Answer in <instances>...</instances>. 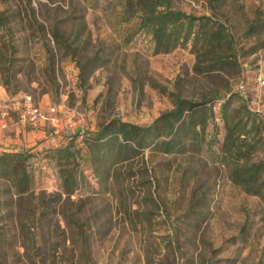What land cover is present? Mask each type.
Returning <instances> with one entry per match:
<instances>
[{
    "label": "rangeland",
    "instance_id": "374dc122",
    "mask_svg": "<svg viewBox=\"0 0 264 264\" xmlns=\"http://www.w3.org/2000/svg\"><path fill=\"white\" fill-rule=\"evenodd\" d=\"M171 3L222 17L240 66L198 73L191 43L156 54L152 36L125 16L124 0H0L11 25L0 30V93L31 95L43 110L62 104L75 111L71 126L42 122L49 137L33 151L31 195L20 200L1 182L0 264H264V201L235 185L218 156L225 135L220 100L216 127L208 128L215 140L200 155L147 150L117 166L121 175L106 185L87 159L83 185L71 197L62 194L51 148L113 116L145 125L178 97L234 91L264 114V33L246 34L255 18L264 19V0ZM16 108L8 109L7 126L18 121ZM254 159H264V151Z\"/></svg>",
    "mask_w": 264,
    "mask_h": 264
},
{
    "label": "trees",
    "instance_id": "16d2710c",
    "mask_svg": "<svg viewBox=\"0 0 264 264\" xmlns=\"http://www.w3.org/2000/svg\"><path fill=\"white\" fill-rule=\"evenodd\" d=\"M213 2L221 5L224 0ZM124 11L128 20L136 19L138 28L152 36L156 54H167L179 45L191 43L198 73L228 72L240 66L237 41L227 22L214 11L190 14L174 8L171 0H124ZM1 29L11 31L2 12ZM263 33L262 17L255 18L246 29V34L251 36L259 37ZM53 35L60 44L61 32L55 29ZM95 60L90 58L89 62ZM217 100L221 101L220 115L225 128L218 156L235 185L264 201V159H254L256 153L264 151V114L253 111L238 91L204 100L178 97L172 109L162 112L149 124H135L113 116L94 131L66 137V143L50 150V157L58 167L62 194L71 197L83 185L82 164L87 159L98 182L106 185L121 175L117 166L143 156L147 150L165 155H200L216 137L212 133L208 139L209 126L216 127L214 102ZM34 150L0 151V187L3 182L7 191L20 200L34 191L31 170Z\"/></svg>",
    "mask_w": 264,
    "mask_h": 264
},
{
    "label": "built area",
    "instance_id": "2783aa9c",
    "mask_svg": "<svg viewBox=\"0 0 264 264\" xmlns=\"http://www.w3.org/2000/svg\"><path fill=\"white\" fill-rule=\"evenodd\" d=\"M16 106L19 111L18 123L23 126L29 124L37 125L45 121L52 122L56 126L61 122H68L71 126V117L75 115V111L68 109L65 105L54 104L48 109L43 110L35 105L33 97L31 95H24L21 99H14L5 102L3 110L0 111V128H5L7 125V117L9 114L8 109H12V106Z\"/></svg>",
    "mask_w": 264,
    "mask_h": 264
},
{
    "label": "crops",
    "instance_id": "0c3cea01",
    "mask_svg": "<svg viewBox=\"0 0 264 264\" xmlns=\"http://www.w3.org/2000/svg\"><path fill=\"white\" fill-rule=\"evenodd\" d=\"M17 99L16 96H10L6 93H0V105L7 101ZM14 106V105H13ZM3 107V106H2ZM16 107V106H15ZM17 109V108H16ZM36 125L23 126L13 119L9 120L8 126L0 128V151L2 150H23V149H42L43 144L39 143L47 139L48 133L45 127ZM50 141H46L45 144Z\"/></svg>",
    "mask_w": 264,
    "mask_h": 264
}]
</instances>
